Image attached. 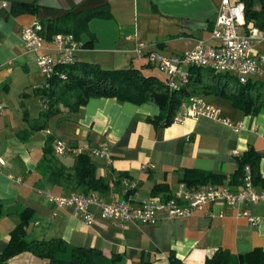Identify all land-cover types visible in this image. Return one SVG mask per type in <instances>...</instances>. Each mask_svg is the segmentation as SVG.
Listing matches in <instances>:
<instances>
[{
    "label": "crops",
    "instance_id": "crops-1",
    "mask_svg": "<svg viewBox=\"0 0 264 264\" xmlns=\"http://www.w3.org/2000/svg\"><path fill=\"white\" fill-rule=\"evenodd\" d=\"M220 1L0 0V99L5 104L0 116V157L4 160L0 168V253L25 207L31 210L24 224L26 237L64 239L67 247L59 256L65 259L73 246H82L100 249V264H141L143 260L169 264L171 254L186 264H203L218 248L235 254L264 248V201L231 205L215 200L189 215L168 218L162 209L156 222L124 224L101 217L91 204L94 218L85 223L73 206H57L46 199L44 191L64 195L75 190L50 182L38 166L46 145L55 161L67 168L73 166L76 155L55 153L57 138L91 144L108 139L110 161L90 156L110 189L88 194L97 193L106 202L127 198L133 206L174 193L184 182L180 178L187 168L222 173L223 181L213 183L238 189L241 178L231 179V174L238 168L237 157L250 148L260 155L258 171L264 178V106L245 112L227 98L194 91L229 120L241 121L237 131L207 115L153 122L148 118L159 114L156 104L108 96H91L74 108L59 101L50 112L42 94L45 77L39 71L37 56L53 52L51 37L43 35L39 50H27L21 37L22 28L34 21L40 22L47 34L77 29L85 44L76 51V61L97 63L104 69L135 67L165 78L145 53H134L138 41L166 55L181 54L197 39L215 44L210 29ZM24 5L28 7L22 9ZM254 5L260 8V0ZM247 27L257 30L252 48L256 56L264 51V26L245 20L242 32H247ZM248 79L264 81V68ZM124 178L137 184L126 193ZM156 184L161 188L155 190ZM254 186L257 192L264 191L260 184ZM244 210L259 219L249 221L242 214ZM46 263V258L26 250L6 260V264Z\"/></svg>",
    "mask_w": 264,
    "mask_h": 264
},
{
    "label": "trees",
    "instance_id": "trees-1",
    "mask_svg": "<svg viewBox=\"0 0 264 264\" xmlns=\"http://www.w3.org/2000/svg\"><path fill=\"white\" fill-rule=\"evenodd\" d=\"M241 1L244 4L245 20H252L256 26L262 28L264 0H260V8L255 7V0ZM27 7L24 5L21 8ZM57 32H72L79 38V31L72 28L47 34L43 27L41 34L49 38ZM84 44L82 43V46ZM55 67L56 71L49 79L48 86H44L42 93L48 106L47 110L50 112L59 101L74 108L86 102L91 96H108L134 103H154L159 107L160 112L157 116L148 119L153 122L159 120L169 123L181 99L194 93L196 89H200L202 95L214 94L227 98L245 112L256 111L260 106H264V81L247 79L246 82H241L233 73L215 71L207 66H188V82L180 89H171L166 77L162 78L153 73L145 74L135 67L104 69L97 63L76 60L70 64H60ZM60 72H64L65 77H61ZM259 157L260 155L251 148L238 156V168L231 174V179H240L243 164L249 163L252 168L253 183L264 187V178L258 171ZM38 166L47 174L50 182L64 184L84 194L90 191L107 193L110 189L108 181L96 172L95 164L87 153L76 155L73 166L67 168L54 160L50 146L46 145ZM224 178L222 173L187 168L184 169L180 180L184 181L187 187L196 188L205 183L222 182ZM159 188L161 185L156 184L155 190ZM2 211L0 202V214ZM19 216L20 222L11 230L7 246L0 253V264H6L10 256L24 250L46 258V264H100L97 258L102 253L98 248L73 246L70 257L65 259L59 256L67 247L64 239L27 238L24 224L31 216V210L25 207L19 211ZM141 264H151V262L143 260ZM169 264L186 263L171 254ZM203 264H264V248L255 247L239 254L218 248L205 259Z\"/></svg>",
    "mask_w": 264,
    "mask_h": 264
},
{
    "label": "built area",
    "instance_id": "built-area-1",
    "mask_svg": "<svg viewBox=\"0 0 264 264\" xmlns=\"http://www.w3.org/2000/svg\"><path fill=\"white\" fill-rule=\"evenodd\" d=\"M5 4V2H4ZM245 24L244 4L241 0H221L217 9L210 36L216 40L215 44H207L203 39H197L194 46L181 54L166 55L156 49L148 48V43L138 41L134 49L136 55H147L150 64L163 72L171 89H180L188 82V66H207L215 71L235 74L239 81L246 82L249 75L261 73L264 68V51L256 56L252 54L253 43L258 36L255 27H247V32H242ZM43 27L38 21L22 28L21 37L27 50H39L44 39L41 34ZM264 39V33L261 36ZM52 50L38 54L37 64L40 73L45 77L44 86H48L49 79L56 71V65H66L75 61L76 51L82 46V41L72 32H57L51 36ZM65 77L64 72H60ZM5 108L0 99V116ZM207 115L228 123L234 130H239L241 121L233 122L220 113L219 108L205 101L195 93H190L181 99L178 110L173 116L174 121H180L187 116ZM55 153L78 155L87 153L96 157L111 160L108 139H102L95 144L88 142L70 143L63 139H55L53 144ZM4 160L0 157V168ZM147 165H144L146 167ZM16 182L18 176L9 175ZM242 186L233 189L227 185L205 183L196 188H189L180 183L177 189L164 199H148L140 205L133 206L127 198L106 202L97 193L84 194L70 191L67 194H56L44 191L47 200L57 206L71 205L81 215L85 223H91L94 214L89 210V205L94 204L101 217L113 223L126 222H156L157 212L164 209L168 218L185 216L193 211L202 209L203 206L215 200H223L231 205L242 202L257 203L264 201V191L257 192L252 179V168L249 163H244L241 175ZM123 192L134 189L136 182L127 178L122 179ZM251 222H256L259 216L249 211L242 212Z\"/></svg>",
    "mask_w": 264,
    "mask_h": 264
},
{
    "label": "rangeland",
    "instance_id": "rangeland-1",
    "mask_svg": "<svg viewBox=\"0 0 264 264\" xmlns=\"http://www.w3.org/2000/svg\"><path fill=\"white\" fill-rule=\"evenodd\" d=\"M147 74H149V73H147ZM161 74V73H160Z\"/></svg>",
    "mask_w": 264,
    "mask_h": 264
}]
</instances>
